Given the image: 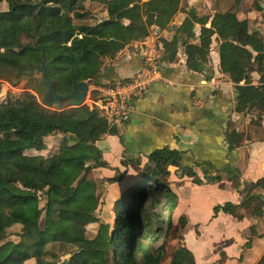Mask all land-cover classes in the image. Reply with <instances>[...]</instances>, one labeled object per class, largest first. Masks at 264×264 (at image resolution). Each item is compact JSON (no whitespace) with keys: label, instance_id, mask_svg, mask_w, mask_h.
<instances>
[{"label":"trees","instance_id":"obj_1","mask_svg":"<svg viewBox=\"0 0 264 264\" xmlns=\"http://www.w3.org/2000/svg\"><path fill=\"white\" fill-rule=\"evenodd\" d=\"M2 1L6 6L0 8V79L15 83L26 76L27 88L35 90L38 78L23 73L29 71L28 64L39 63L43 52L48 60L47 77L63 94L74 82L98 78L106 59L143 40L155 27L169 28L178 12L185 13L170 40L159 38L162 60L173 61L181 43L187 68L201 72L211 37L217 34L221 40H233L232 52L219 53L220 69L235 83L234 111L251 112L254 117L244 132L228 129L226 140L230 149L239 146L243 137L264 141V41L258 31H249L247 19L239 18L241 0H215L212 15L183 9L181 0H127V6L121 0H0V4ZM88 2L101 4L107 16L90 22ZM252 7L261 10L258 0H253ZM196 23L201 27L198 43H193ZM254 71L259 75L257 85L251 84ZM11 132L22 138L20 144L32 143L34 149L45 152L44 137L62 135L64 139L50 154H29L26 146H14L7 139ZM107 134L119 135V129L97 108L74 118L69 110L42 106L29 90L0 100V264L31 260L34 264H160L166 252L164 243H156L162 235L167 238L172 228L178 229L173 223L178 196L169 187V166L176 167L179 177L187 176L196 184L202 181L191 167H180L179 151L154 150L115 201L112 222L87 238L80 217L97 220L99 191L93 171L108 164L95 142ZM116 173L106 181H120L123 174ZM203 173L208 182L220 180V175L211 177L205 169ZM230 179L243 193L253 185L244 182L239 188L238 176ZM252 201L257 202L253 214L261 215L264 194H248L239 204L224 202L213 212L240 219L243 214L238 209L248 208ZM177 222L183 227L185 217L179 216ZM16 226L18 240H5L8 230ZM250 230L253 233V227ZM262 253L257 264H264ZM171 255L170 264H195L183 244Z\"/></svg>","mask_w":264,"mask_h":264},{"label":"crops","instance_id":"obj_2","mask_svg":"<svg viewBox=\"0 0 264 264\" xmlns=\"http://www.w3.org/2000/svg\"><path fill=\"white\" fill-rule=\"evenodd\" d=\"M194 1L189 0L187 8L180 6L194 8ZM202 1L207 5L209 15L214 14L215 0ZM258 1L261 10L252 7L253 0H241L238 16L247 19L249 31H258L264 41V0ZM185 15L178 12L169 28L160 30L155 27L153 33L140 43L124 47L118 54L120 58L116 56L104 63L100 76L91 81L126 79L136 74L143 65L140 45L157 44L163 51L159 38L170 40ZM209 20L206 26H209ZM200 27L198 23L194 25L193 43H198ZM234 44L233 40H221L214 34L208 60L203 70L196 72L187 68L184 47L179 43L176 58L171 62L162 60L158 77L142 96L132 101L128 118L117 125L119 135L107 134L95 142L102 159L108 164V167L94 169L97 177L112 178L116 172L123 174L116 182L119 193L112 192L110 186L104 199L116 196L118 199L137 178L136 170L146 164L147 156L154 150L165 147L180 152V167H191L202 181L196 184L187 176L179 177L175 173L176 167L169 166V187L178 196L173 218L177 215L185 217L186 223L178 228L179 235L182 244L191 251L195 264H257L264 252V207L263 213L255 216L252 208L257 202L252 201L248 208L238 209L243 214L240 219L222 211L216 215L213 212L216 205L224 202L239 204L248 194H264V141H250L243 137L239 146L230 149L226 140L225 133L239 114L234 111L235 83L228 74L221 72L219 53L221 50L232 52ZM258 78L257 72H252L251 84L257 85ZM253 117L254 114L246 116L242 124L245 129ZM261 123L264 127V115ZM242 125L235 129L244 132ZM31 152L43 154L45 151L34 149ZM204 169L212 171L208 174L211 177L215 176L214 171L224 174L219 181L208 182ZM234 175L238 176L239 188L244 182H253L248 193L238 191L235 181L230 179ZM202 190L206 194H212V190L226 192L228 200L221 203L209 201L206 195H197ZM200 211L204 213L202 218L195 216ZM185 230L189 232L187 236Z\"/></svg>","mask_w":264,"mask_h":264},{"label":"rangeland","instance_id":"obj_3","mask_svg":"<svg viewBox=\"0 0 264 264\" xmlns=\"http://www.w3.org/2000/svg\"><path fill=\"white\" fill-rule=\"evenodd\" d=\"M143 1V0H142ZM189 0H181V5H183L185 8H187L189 5ZM121 4L123 6H127L129 4V2L127 0H121ZM6 6V2L2 1L0 4V8L5 9ZM196 11L200 14H208V8L207 5L205 4L204 1L202 0H196L193 2L192 5ZM183 7V8H184ZM86 8L88 9L89 12V16L90 17V22H94L97 19L100 18H104L105 16H107V12L105 11V8L103 6H101V4L98 3H94V2H88L86 3ZM151 33H153V30H151ZM150 33V34H151ZM149 34V35H150ZM141 41H139L138 43H140ZM135 43L137 42H133L130 45H135ZM139 45V44H138ZM137 45V46H138ZM157 45V44H156ZM144 46V45H140L143 49V51H148L151 48L155 49V52L158 53V55H160V61L162 63V50L159 49L158 46ZM139 47V46H138ZM119 52L116 54V56L118 58H120L118 56ZM108 58L105 60L104 63L108 62L110 59H115L116 58ZM145 59H143L144 62ZM36 78H38L37 80V85H36V89H29L27 87L30 86V82L27 78H25L26 76H21L18 77L19 80L15 83H11L9 81L6 80H2L0 79V100H5L6 97H15L20 95L22 92L24 91H31L37 98V100L39 102H41L43 96L46 93V87L43 83V81L41 80L40 75L38 73L35 74ZM92 80V79H91ZM89 80V81H91ZM87 107H89L88 110L86 108V106H76V107H69L65 110H69L71 114L75 115L77 118L80 117H84L86 116L88 113H90L92 110L96 109L95 107H93V105L90 104L89 99H87V97L85 98V102H84ZM49 109L51 110H56L53 106H51ZM250 114H254V113H243V114H239L238 119L236 120V122H234L233 124H231V126H229L228 129H233V128H237L240 127L244 121L247 115ZM233 125V126H232ZM245 125V124H244ZM242 125V127L245 129V126ZM3 136V135H2ZM7 139H12V142L14 143V146H20V145H24V144H20V139L19 137L14 136L13 132L9 133L7 136ZM47 137V136H46ZM44 137V143L46 145V154H50L53 151H55L57 149V147L59 146V144L61 143V141L64 139V136L60 135H52L48 138ZM74 138L71 137L70 142H73ZM11 141V140H10ZM24 146H26L27 149L29 150H34V147L31 144H25ZM27 150L26 152L29 154H32L31 151ZM137 168V167H135ZM138 172L139 170H136V175L138 176ZM212 171H207L208 174H210ZM135 173V172H134ZM214 173H216L215 175H220L222 176L224 174V172H217L214 171ZM115 175H117V173H115ZM93 178L98 182V191H99V205L95 211V214L97 216V220H92L90 217L87 216H82L80 217V221L85 225V236L87 238H92L96 235V233L99 231V229L102 228V230L104 229V226L106 225V223H111L112 219H113V206L115 201L117 200V196L116 197H110V198H106L104 199V194L106 192H108V187L110 188L111 186V191L113 192V190L115 191V194L117 195L119 193V190H117L118 185L115 182H106L105 178H99L97 177V175L93 172ZM136 178V177H135ZM111 184V185H109ZM226 192H217L215 193L214 190H212V194H206L204 190L199 191L197 195H206L209 199V201H215L217 200V202L221 203L224 202L225 200H228L227 198V194H225ZM227 198V199H223V198ZM205 200V199H204ZM204 200H202L201 203H204ZM206 202V200H205ZM43 202L40 203V205H42ZM179 215H177L176 217L174 216L173 218V223L174 225H176L177 228H179V223L177 222V217ZM195 216L202 218L204 216V213L200 211V213L196 214ZM17 226L14 228H11L10 230H8V234L5 238V240H11V241H17L18 240V236L16 235V231H17ZM187 234H189L188 230L184 231V235L187 236ZM179 236V229H174L172 228L170 230V232L167 235V238H164V236L162 235V238L160 239V241H158L156 243L160 244L161 242L164 243V248H165V257L164 259L160 262V264H170V258H171V254L175 251L176 248L179 247V245L182 244V240L178 238ZM7 253V250L4 254H2L1 256L3 257L5 254ZM24 264H34V260L31 261H27Z\"/></svg>","mask_w":264,"mask_h":264},{"label":"built area","instance_id":"obj_4","mask_svg":"<svg viewBox=\"0 0 264 264\" xmlns=\"http://www.w3.org/2000/svg\"><path fill=\"white\" fill-rule=\"evenodd\" d=\"M141 69L126 79L90 81L87 99L107 117L110 125H118L129 116L132 101L142 96L160 73V55L154 48L142 51Z\"/></svg>","mask_w":264,"mask_h":264},{"label":"water","instance_id":"obj_5","mask_svg":"<svg viewBox=\"0 0 264 264\" xmlns=\"http://www.w3.org/2000/svg\"><path fill=\"white\" fill-rule=\"evenodd\" d=\"M46 59L44 53L42 52L39 58L38 64H28L29 71L23 73L24 75H35L38 73L39 78L43 81L46 87V93L41 100L42 106L50 108L53 106L56 110L62 111L69 107L81 106L85 103V98L89 89L90 81H78L72 84L71 90L67 93H60L56 91L55 83L46 74ZM21 73H17V76ZM238 95V92H235V98Z\"/></svg>","mask_w":264,"mask_h":264}]
</instances>
